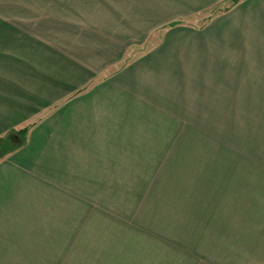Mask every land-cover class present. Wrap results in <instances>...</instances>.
Instances as JSON below:
<instances>
[{
  "label": "rangeland",
  "instance_id": "374dc122",
  "mask_svg": "<svg viewBox=\"0 0 264 264\" xmlns=\"http://www.w3.org/2000/svg\"><path fill=\"white\" fill-rule=\"evenodd\" d=\"M158 41L128 42L119 64L155 58ZM254 64L194 67L188 83L174 67L166 84L142 71L135 94L150 99L125 100L135 116L124 131L108 145L95 134L71 183L45 187L47 204L71 209L46 237L45 264H264V68Z\"/></svg>",
  "mask_w": 264,
  "mask_h": 264
},
{
  "label": "crops",
  "instance_id": "0c3cea01",
  "mask_svg": "<svg viewBox=\"0 0 264 264\" xmlns=\"http://www.w3.org/2000/svg\"><path fill=\"white\" fill-rule=\"evenodd\" d=\"M109 3H100L103 16L89 0H0V264L51 258L46 237H59V212L71 209L47 204L45 187L53 194L71 183L70 169L94 148L95 134L108 145L124 131L125 117L135 116L125 100L150 99L135 94L146 68L165 84V66L186 83L194 67L208 75L259 60L264 68V0ZM149 35H159L155 58L120 65L124 45Z\"/></svg>",
  "mask_w": 264,
  "mask_h": 264
},
{
  "label": "trees",
  "instance_id": "16d2710c",
  "mask_svg": "<svg viewBox=\"0 0 264 264\" xmlns=\"http://www.w3.org/2000/svg\"><path fill=\"white\" fill-rule=\"evenodd\" d=\"M33 126H35V125H33V124H30L28 127H26V128H24L23 130H21L20 132H18L17 134L20 136V138H23V136L31 129V128H33ZM21 145V143H19L18 145H13L12 146V148L13 147H15V148H17V147H19Z\"/></svg>",
  "mask_w": 264,
  "mask_h": 264
},
{
  "label": "water",
  "instance_id": "95a60500",
  "mask_svg": "<svg viewBox=\"0 0 264 264\" xmlns=\"http://www.w3.org/2000/svg\"><path fill=\"white\" fill-rule=\"evenodd\" d=\"M11 139H12L13 141H16V140H17V138H16V137H14V136H13Z\"/></svg>",
  "mask_w": 264,
  "mask_h": 264
}]
</instances>
